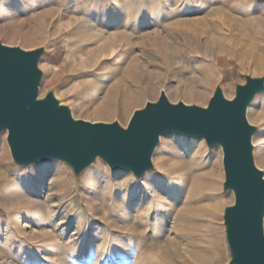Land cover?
I'll list each match as a JSON object with an SVG mask.
<instances>
[{
	"label": "rangeland",
	"instance_id": "rangeland-1",
	"mask_svg": "<svg viewBox=\"0 0 264 264\" xmlns=\"http://www.w3.org/2000/svg\"><path fill=\"white\" fill-rule=\"evenodd\" d=\"M0 41L45 47L39 97L126 126L161 90L206 106L216 85L230 99L245 74L264 75V0H0ZM247 119L264 171V92ZM5 137L0 264H227L219 146L166 134L139 179L99 158L76 177L58 160L15 165Z\"/></svg>",
	"mask_w": 264,
	"mask_h": 264
},
{
	"label": "water",
	"instance_id": "water-1",
	"mask_svg": "<svg viewBox=\"0 0 264 264\" xmlns=\"http://www.w3.org/2000/svg\"><path fill=\"white\" fill-rule=\"evenodd\" d=\"M44 52L43 46L26 50L0 41V134L6 131L15 165L58 160L77 177L99 158L110 170L139 179L154 168L161 136L202 138L208 148H221L222 190L233 193V202L222 210L227 264H264V171L254 161L257 127L247 119L249 105L264 92V75L245 74L230 99L216 85L206 106L173 103L161 90L122 126L117 120L75 118L53 90L39 97Z\"/></svg>",
	"mask_w": 264,
	"mask_h": 264
},
{
	"label": "bare ground",
	"instance_id": "bare-ground-1",
	"mask_svg": "<svg viewBox=\"0 0 264 264\" xmlns=\"http://www.w3.org/2000/svg\"><path fill=\"white\" fill-rule=\"evenodd\" d=\"M255 67H258V65H254ZM106 107H101V108H97L96 112H109V113H112L114 112L113 110H111L110 108H107L105 109ZM247 113H248V109H247ZM212 207H213V204H212ZM211 207V208H212ZM215 212V211H214Z\"/></svg>",
	"mask_w": 264,
	"mask_h": 264
}]
</instances>
